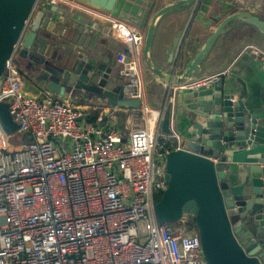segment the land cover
Returning <instances> with one entry per match:
<instances>
[{
	"label": "built area",
	"instance_id": "obj_1",
	"mask_svg": "<svg viewBox=\"0 0 264 264\" xmlns=\"http://www.w3.org/2000/svg\"><path fill=\"white\" fill-rule=\"evenodd\" d=\"M114 35L129 46L115 58L122 94L143 101L144 36L118 22ZM223 73L178 87L217 83ZM174 91L158 108H132L145 117L123 135L47 90L27 91L13 55L7 59L0 102L29 141L7 145L0 125V264H207L195 227L186 231L189 214L159 223L154 211L167 187L169 150L159 132Z\"/></svg>",
	"mask_w": 264,
	"mask_h": 264
},
{
	"label": "water",
	"instance_id": "obj_2",
	"mask_svg": "<svg viewBox=\"0 0 264 264\" xmlns=\"http://www.w3.org/2000/svg\"><path fill=\"white\" fill-rule=\"evenodd\" d=\"M79 1L106 11L112 10L114 3L109 0V6H105L107 0ZM195 1L176 0L157 10L144 37L145 65L155 76L177 87L189 83V76L207 59L217 38L234 27L253 26L264 39V20L244 6L233 12L224 9L202 27L206 30L202 44L194 41L189 50L181 49L183 72L164 73L149 57L156 20ZM37 2L0 0V78L5 61L18 45L23 55L38 46L45 47L38 33L40 14L30 22ZM207 2L204 0L201 10ZM50 10H55V6H50ZM38 11L49 15L46 7ZM200 37L198 34L197 38ZM73 55L57 71L50 69L52 63L43 59L42 65L48 70L40 78L50 90L63 94L67 87L94 94L112 106H142L139 99L124 98L120 85L107 87L108 75L94 49L81 48ZM244 101L245 89L234 98L220 82L196 88L180 87L177 107L183 114L172 112L184 134L175 140L178 148L166 154L167 187L154 206L155 216L159 223L175 222L183 213L193 216L207 264H264V119ZM0 125L6 134L18 132L6 102H0ZM161 129L169 132L168 119H163Z\"/></svg>",
	"mask_w": 264,
	"mask_h": 264
},
{
	"label": "crops",
	"instance_id": "obj_3",
	"mask_svg": "<svg viewBox=\"0 0 264 264\" xmlns=\"http://www.w3.org/2000/svg\"><path fill=\"white\" fill-rule=\"evenodd\" d=\"M173 1L176 0H114L111 3L112 10L106 11L100 6L91 7L79 0H58L52 11L48 0H40L37 6L46 7L49 15L34 10L31 19L40 14L38 23L41 28L38 33L40 43L45 47L38 46L19 57L17 67L22 74L24 88L37 95H42L47 90L53 99L70 101L88 117L97 113V117L102 116L103 120L114 122L124 134L118 127L117 117L134 113L132 108L112 106L105 99L83 90L73 91L66 87L63 94L50 90L43 78H40L48 70L43 67L42 61L44 59L51 62L49 68L57 71L61 63L72 60L74 52L85 47L88 51L94 49L100 55L99 60L104 64L108 75L107 87L121 86L120 66L115 58L119 51L128 53L129 46L114 35L117 22L123 24L126 30L138 29L145 37L152 15ZM207 1L205 9H200L204 0H197L196 3L171 10L156 20L149 57L164 73L175 71L176 75L181 74L184 68L179 60L178 49L187 51L194 41L202 44L206 37V30L202 27L210 21L209 18L219 15L224 9H230L231 0ZM238 1L239 8L244 6L245 10L264 20V0ZM109 3L107 0L105 6H109ZM198 34H201L199 39ZM142 50L143 44L139 49L144 91L142 106L158 108L167 89H175L173 104L164 112V119L169 120V132L165 133L161 128L159 132L160 137L170 140L175 146V140L184 134V129L176 124L178 119L172 117L173 111L175 115L183 114L177 107L179 88L158 78L149 70L142 59ZM185 58L186 56L184 60ZM219 72H224L218 81L223 89L230 91L234 98H238L245 89L244 102L255 108L264 119V39L256 28L239 25L217 38L207 59L191 73L187 81L199 80ZM49 77H52L51 72ZM127 120L129 119L126 118V123Z\"/></svg>",
	"mask_w": 264,
	"mask_h": 264
},
{
	"label": "rangeland",
	"instance_id": "obj_4",
	"mask_svg": "<svg viewBox=\"0 0 264 264\" xmlns=\"http://www.w3.org/2000/svg\"><path fill=\"white\" fill-rule=\"evenodd\" d=\"M39 1L40 0H38L37 4H39ZM35 10L37 12L39 10V6L36 5ZM34 14L36 15V13H34ZM32 19H33V17H32ZM21 54L23 55V52L21 51L20 45H18V47L16 48V50L13 53V59H14V62H16V64L19 63L18 59H19V57H21ZM162 96H163V93H162ZM135 112H137V113H132V114L130 113V114L124 115V116L118 115V117H117L118 127L120 128V130H123V132H124L123 135H126L127 132L130 130V128H132L133 125L141 123V120L143 119L142 117H145L144 112H142L140 109H137ZM126 118L129 119V120H127L128 121L127 123H126ZM19 135H20L19 132L12 133V134H5L6 144L7 145L10 144L11 146H15L18 143L23 142V141L20 140V136ZM183 145H185V144H183ZM185 147L188 148L190 146L187 145ZM172 223H175V222H172ZM187 224H188V221H187ZM186 231H187V233L191 234L195 230H194L193 227H190V226L186 225Z\"/></svg>",
	"mask_w": 264,
	"mask_h": 264
},
{
	"label": "trees",
	"instance_id": "obj_5",
	"mask_svg": "<svg viewBox=\"0 0 264 264\" xmlns=\"http://www.w3.org/2000/svg\"><path fill=\"white\" fill-rule=\"evenodd\" d=\"M96 118H97V113H94L92 116L88 117L89 121H91L93 123L96 122V120H97ZM104 121H105V119H104ZM19 136H20V140L21 141H29V137L27 135L20 134ZM159 141L160 142H164V149H168L169 151L173 150L174 147H175L174 144L168 139L166 140V139H164L162 137H159ZM160 198H161V196L158 199H160ZM170 223H172V222H170ZM187 225L190 226V227H194L195 226V222H194L193 216L189 215L188 224Z\"/></svg>",
	"mask_w": 264,
	"mask_h": 264
},
{
	"label": "flooded vegetation",
	"instance_id": "obj_6",
	"mask_svg": "<svg viewBox=\"0 0 264 264\" xmlns=\"http://www.w3.org/2000/svg\"><path fill=\"white\" fill-rule=\"evenodd\" d=\"M219 1V0H218ZM238 3H239V1L238 0H231L230 1V9H229V12H233V11H235V10H237V9H240L239 7H238ZM234 8V9H233Z\"/></svg>",
	"mask_w": 264,
	"mask_h": 264
}]
</instances>
